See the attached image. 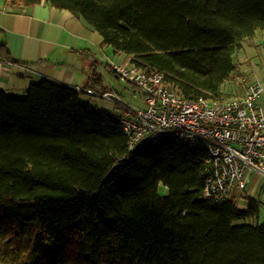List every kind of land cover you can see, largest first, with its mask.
Wrapping results in <instances>:
<instances>
[{"label":"trees","instance_id":"1","mask_svg":"<svg viewBox=\"0 0 264 264\" xmlns=\"http://www.w3.org/2000/svg\"><path fill=\"white\" fill-rule=\"evenodd\" d=\"M3 2L72 12L189 100L242 96L243 50L264 34V0ZM86 88L107 91L95 71L79 90L40 77L22 97L0 91L2 264H264L263 206L203 197L202 144L166 135L131 150L116 112L80 101Z\"/></svg>","mask_w":264,"mask_h":264},{"label":"built area","instance_id":"2","mask_svg":"<svg viewBox=\"0 0 264 264\" xmlns=\"http://www.w3.org/2000/svg\"><path fill=\"white\" fill-rule=\"evenodd\" d=\"M110 67L118 79L137 88L142 107L114 91H83L117 105L129 149L158 142L166 135L202 144L209 154L203 189L206 199L223 201L234 190L245 192L251 183L264 182V111L260 103L264 81H246L242 96L189 100L169 90L158 71L140 70L126 62Z\"/></svg>","mask_w":264,"mask_h":264},{"label":"crops","instance_id":"3","mask_svg":"<svg viewBox=\"0 0 264 264\" xmlns=\"http://www.w3.org/2000/svg\"><path fill=\"white\" fill-rule=\"evenodd\" d=\"M243 52L249 60L246 81H264V68L257 62H264V34L258 33ZM7 53L10 59L5 58ZM122 62H127L124 56L114 54L101 35L72 12L45 2L16 8L0 0V91L6 95L24 96L31 82L40 77L84 88L88 75L95 71L105 83L104 73L112 74L110 66ZM106 88L123 97L122 91ZM260 103L264 111V90ZM252 184L247 191L234 190L230 196L241 200L239 207H245L244 196L257 199L264 218V182Z\"/></svg>","mask_w":264,"mask_h":264},{"label":"rangeland","instance_id":"4","mask_svg":"<svg viewBox=\"0 0 264 264\" xmlns=\"http://www.w3.org/2000/svg\"><path fill=\"white\" fill-rule=\"evenodd\" d=\"M117 54L122 55L121 53H117ZM257 62L259 64V67L262 70V68H264V62L263 63H261L259 61H257ZM242 65H243L244 72L246 73V75H248L247 74L248 73L247 65L245 63L242 64ZM110 70H111V67H110ZM104 76H105L106 85L108 87L114 88V89H116L118 91H122L123 92V99L125 101H127L128 103H132V104L138 105L140 107L143 106L141 95L138 92L137 88L133 84H131L130 82H127L125 80H118L117 78H115V76H113L109 72H105ZM246 78H247V76H246ZM243 86L244 87L246 86V79L244 80V85ZM107 91H112V90H107ZM79 99H80L81 102L89 104L91 107H93L95 109H98V110H105V111L113 112V111L118 109L116 104H114L113 102H111L109 100H106V99H104V98H102L100 96L89 95V94H86V93H80L79 94ZM158 191H159V194H166V192H167L166 188L163 187L162 185L159 186V190ZM234 199H235V203L236 204L241 201V200L238 199L237 196ZM240 205H241V202H240ZM237 206H239V205L237 204ZM240 222L241 221H237V223H240ZM0 264H2V263L0 262Z\"/></svg>","mask_w":264,"mask_h":264}]
</instances>
